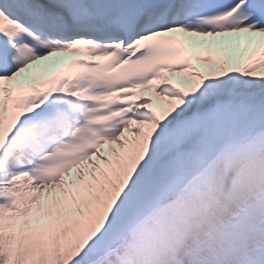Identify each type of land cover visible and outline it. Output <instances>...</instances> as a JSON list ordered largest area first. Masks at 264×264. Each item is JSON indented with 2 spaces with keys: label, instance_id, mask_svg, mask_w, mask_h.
<instances>
[{
  "label": "snow or ice",
  "instance_id": "snow-or-ice-1",
  "mask_svg": "<svg viewBox=\"0 0 264 264\" xmlns=\"http://www.w3.org/2000/svg\"><path fill=\"white\" fill-rule=\"evenodd\" d=\"M0 264H264V0H0Z\"/></svg>",
  "mask_w": 264,
  "mask_h": 264
}]
</instances>
